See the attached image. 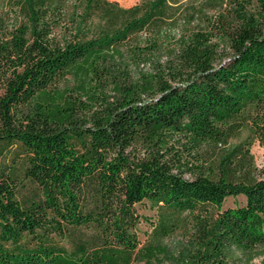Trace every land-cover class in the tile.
Returning a JSON list of instances; mask_svg holds the SVG:
<instances>
[{
    "label": "trees",
    "instance_id": "16d2710c",
    "mask_svg": "<svg viewBox=\"0 0 264 264\" xmlns=\"http://www.w3.org/2000/svg\"><path fill=\"white\" fill-rule=\"evenodd\" d=\"M181 3L0 0V264H264V0H201L129 76Z\"/></svg>",
    "mask_w": 264,
    "mask_h": 264
},
{
    "label": "rangeland",
    "instance_id": "374dc122",
    "mask_svg": "<svg viewBox=\"0 0 264 264\" xmlns=\"http://www.w3.org/2000/svg\"><path fill=\"white\" fill-rule=\"evenodd\" d=\"M123 6H132L133 4L139 2L140 0H112ZM201 0H182V5L180 7V15L177 17L176 21L172 25H166L162 30L163 38V49L157 53L151 55V62L145 63L141 62L140 65H137V61L128 60L129 66L127 68L129 76L132 78L140 77L143 73H150L155 70L156 66L154 62L160 60L161 63L167 60L165 56L166 53L171 51L177 44V39L180 35L186 32L187 29L195 27L198 17L190 15L194 11L192 7L198 6ZM154 36L153 32H149L148 35L143 34V38H151ZM60 86H74V80H66L61 82ZM72 93V92H71ZM83 100V98H82ZM251 152L254 157V162L256 163L257 168L259 169L258 176L264 175V146L259 145L257 141H254L251 145ZM9 156V154H7ZM7 158V157H6ZM185 177H190L188 173H184ZM245 203V198L243 195L231 196L226 199L223 204V207H231L236 205H243ZM136 212L140 215V221L137 224V236L140 243L150 239L153 226L155 225L157 218V211L152 207L151 203L147 200L140 202L136 205ZM192 233V227L190 225L186 226L185 229H179L175 231L170 236L164 238L163 242L168 244L172 253H174L178 258L181 254V251H184L185 247L189 243V237ZM262 257H256L253 259L251 264H260ZM169 264V262L167 263ZM172 264V263H171Z\"/></svg>",
    "mask_w": 264,
    "mask_h": 264
}]
</instances>
